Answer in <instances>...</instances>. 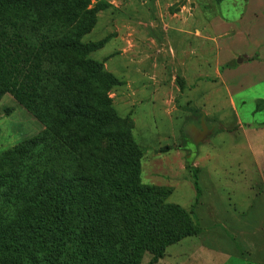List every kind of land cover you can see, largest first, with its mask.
Instances as JSON below:
<instances>
[{
	"label": "rangeland",
	"instance_id": "obj_1",
	"mask_svg": "<svg viewBox=\"0 0 264 264\" xmlns=\"http://www.w3.org/2000/svg\"><path fill=\"white\" fill-rule=\"evenodd\" d=\"M90 9L97 21L81 54L118 82L106 96L116 127L143 151L142 185L169 190L168 203L202 230L159 264H264V0ZM43 130L11 95L0 102V156ZM188 164L199 169V199Z\"/></svg>",
	"mask_w": 264,
	"mask_h": 264
},
{
	"label": "trees",
	"instance_id": "obj_2",
	"mask_svg": "<svg viewBox=\"0 0 264 264\" xmlns=\"http://www.w3.org/2000/svg\"><path fill=\"white\" fill-rule=\"evenodd\" d=\"M92 1L0 0V102L11 95L44 127L0 156V264H159L202 232L140 181L143 151L106 96L118 82L82 56Z\"/></svg>",
	"mask_w": 264,
	"mask_h": 264
},
{
	"label": "crops",
	"instance_id": "obj_3",
	"mask_svg": "<svg viewBox=\"0 0 264 264\" xmlns=\"http://www.w3.org/2000/svg\"><path fill=\"white\" fill-rule=\"evenodd\" d=\"M242 56V55H241ZM244 58H246V59H252L250 56H248V57H244ZM243 63H244V61H243ZM229 80V79H228ZM239 93H241V91L239 90Z\"/></svg>",
	"mask_w": 264,
	"mask_h": 264
}]
</instances>
